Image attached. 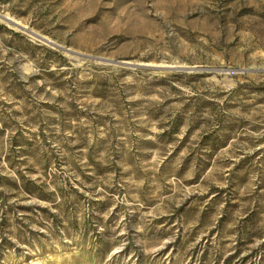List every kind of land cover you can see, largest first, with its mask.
<instances>
[{"label":"rangeland","instance_id":"374dc122","mask_svg":"<svg viewBox=\"0 0 264 264\" xmlns=\"http://www.w3.org/2000/svg\"><path fill=\"white\" fill-rule=\"evenodd\" d=\"M0 14V264H264V0Z\"/></svg>","mask_w":264,"mask_h":264},{"label":"water","instance_id":"95a60500","mask_svg":"<svg viewBox=\"0 0 264 264\" xmlns=\"http://www.w3.org/2000/svg\"><path fill=\"white\" fill-rule=\"evenodd\" d=\"M0 19L7 22L8 24L16 27V28H20V29H25V27L21 26L19 23H17L15 20L5 16V15H2L0 14ZM27 30V29H25ZM31 35L35 36V37H38L39 39H42V40H45L44 37L38 35V34H35L34 32H32L31 30H27ZM47 41V39H46ZM159 67H153V69H158Z\"/></svg>","mask_w":264,"mask_h":264},{"label":"trees","instance_id":"16d2710c","mask_svg":"<svg viewBox=\"0 0 264 264\" xmlns=\"http://www.w3.org/2000/svg\"><path fill=\"white\" fill-rule=\"evenodd\" d=\"M0 26H3L1 23H0ZM11 32H13V30L12 29H9Z\"/></svg>","mask_w":264,"mask_h":264}]
</instances>
